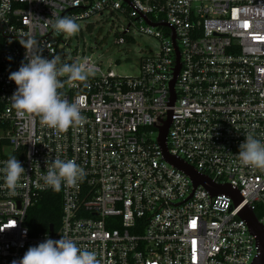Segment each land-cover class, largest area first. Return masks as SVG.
<instances>
[{"label":"built area","instance_id":"built-area-1","mask_svg":"<svg viewBox=\"0 0 264 264\" xmlns=\"http://www.w3.org/2000/svg\"><path fill=\"white\" fill-rule=\"evenodd\" d=\"M5 2L0 167L15 155L25 173L14 195L0 174V264L61 236L96 252L101 264H252L258 243L238 214L257 210L264 226V171L240 165L236 154L248 131L264 137V0H8L4 9ZM100 13L124 17L116 45L130 35L157 40L138 75L102 73L87 59L96 69L87 80L59 77L58 91L82 101L81 124L58 132L37 116L18 117L10 100L17 86L8 78L25 57L18 39L31 35L37 54L72 64L59 52L69 36L52 24L70 16L86 26ZM169 117L166 153L215 186L237 190L239 205L194 186L166 161L158 136ZM57 156L86 172L60 191L42 179L46 159ZM45 193L59 195V221L33 235L26 218Z\"/></svg>","mask_w":264,"mask_h":264},{"label":"clouds","instance_id":"clouds-1","mask_svg":"<svg viewBox=\"0 0 264 264\" xmlns=\"http://www.w3.org/2000/svg\"><path fill=\"white\" fill-rule=\"evenodd\" d=\"M2 7H10L8 0ZM52 28L57 34L72 36L80 30V25L75 17L62 16L56 18ZM18 41L25 49V57L19 69L11 72L8 77L17 86L10 97L16 115L21 118L37 116L41 125L58 132H66L70 127L81 124L85 119L81 115L82 101L77 97L69 102L58 91L64 87L59 77L67 74L71 81H85L96 71L95 66L87 59L60 64L57 56L45 58L42 51L37 54L38 41L31 35L26 34ZM244 137L236 154L238 163L264 171V137L257 138L254 131H248ZM45 164L47 172L42 179L54 191H60L62 183L75 185L86 175L85 170L72 159L49 157ZM24 173L25 168L15 155L3 162L0 174L4 181L3 187L9 195L15 194ZM11 264H101V261L96 252L81 249L74 240L61 236L58 240L46 238L38 245L29 247L22 258L13 260Z\"/></svg>","mask_w":264,"mask_h":264},{"label":"rangeland","instance_id":"rangeland-1","mask_svg":"<svg viewBox=\"0 0 264 264\" xmlns=\"http://www.w3.org/2000/svg\"><path fill=\"white\" fill-rule=\"evenodd\" d=\"M88 25L80 24V30L63 40L59 52H64L70 63L90 60L99 65L102 73L111 70L121 77H136L139 73L141 58L144 52L157 45V40L148 36L130 35L131 39L123 44H114L116 27L125 23L123 16L98 14L87 21ZM114 24V25H113Z\"/></svg>","mask_w":264,"mask_h":264},{"label":"water","instance_id":"water-1","mask_svg":"<svg viewBox=\"0 0 264 264\" xmlns=\"http://www.w3.org/2000/svg\"><path fill=\"white\" fill-rule=\"evenodd\" d=\"M169 123H170V117L164 123V125L159 128V136H158V142L164 151L166 161L174 165L177 169L184 172L186 175H188L193 181L194 186L197 185L203 186L205 189H208L211 192L212 196H216L218 194H226L232 198L234 207L239 205L242 202V198L237 190L232 189L228 185L219 186V187L215 186L209 180L198 177L191 167L184 164L180 160L169 156L166 153L165 137L169 127ZM238 215L241 219H243L246 222L250 233L256 237V241L258 243L259 254L254 259L252 264H264V226L257 220L254 213L251 210H249L247 207H244L239 212ZM49 230L50 231L52 230V225L49 226Z\"/></svg>","mask_w":264,"mask_h":264},{"label":"trees","instance_id":"trees-1","mask_svg":"<svg viewBox=\"0 0 264 264\" xmlns=\"http://www.w3.org/2000/svg\"><path fill=\"white\" fill-rule=\"evenodd\" d=\"M256 218L259 212H254ZM60 217V200L57 193H45L26 218V225L31 234L47 232L50 225L56 228Z\"/></svg>","mask_w":264,"mask_h":264}]
</instances>
